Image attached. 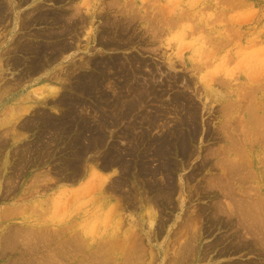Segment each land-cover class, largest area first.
<instances>
[{
  "label": "rangeland",
  "instance_id": "1",
  "mask_svg": "<svg viewBox=\"0 0 264 264\" xmlns=\"http://www.w3.org/2000/svg\"><path fill=\"white\" fill-rule=\"evenodd\" d=\"M15 1L20 5L9 8V13L0 19V264H16L29 258L49 264H59L58 261L61 264H112V261L113 264H126L123 260L130 243L125 244V236L136 234L138 237L137 233L146 253L141 254L142 264H264V233L259 234L261 241L255 234L260 230L253 229L252 233L244 226L238 227L233 212L237 208L236 200L243 196L249 200L253 198V202L264 207V0H60L56 4V0ZM73 3L86 6L83 7L86 21L90 18L89 24L79 30L82 47L63 51L64 55L61 53L58 59L49 55L57 60L45 63L47 66L38 70L41 73L30 72L27 67L36 49L32 50L33 55L31 50L19 51L16 40L30 41L37 48L39 43L50 40L42 31L44 26L46 29L50 25L37 20L25 29L21 19L28 14L36 20L34 18L40 12L51 13ZM18 13L20 20L17 22L15 16ZM138 13L143 23L128 34L123 32V36L118 37V46L98 44L100 33L106 29L103 23L107 18L123 19ZM23 14H26L25 18ZM31 16L25 21L31 20ZM92 28L96 29L95 37L89 34ZM39 32L42 37L38 36L41 34L34 35ZM87 43L95 49L84 50ZM90 56H102L110 62L122 59L120 62L127 67L126 72L132 70L130 61L136 58L141 65L133 60L134 66L140 65L138 73H143H137V78L147 83L151 92L142 96V104L135 105L133 111H128L118 123L110 121L103 129L100 127L105 134L100 147L95 145L89 131L77 132L75 122L66 128L69 129L66 132V129L60 131V126H44L39 118L45 113L54 117L62 114L65 106L56 101L62 91L58 82L65 76L61 69L73 59ZM132 78L131 74L129 80ZM87 104L83 107V116L93 123L91 126L99 127L92 99ZM107 111L110 114L111 108ZM193 111L196 113V132L188 120ZM144 117L156 118V121L146 132V138L140 141L141 131H146L148 126ZM175 126L186 135L192 155L184 157L172 147L169 158L179 168L174 169L172 175L176 189L170 195L171 200L160 196L163 200L156 202V191L147 186L153 182L140 176V154L147 149L145 152L154 157L152 143ZM127 131L132 135L126 137ZM132 136L141 138L133 139ZM113 145L121 149L135 147L131 156H125V160H129L128 171L121 162L108 161L106 152ZM156 159L150 160L152 168H159L155 184L162 180L164 185L166 172ZM232 164H236L235 168L242 167L238 169L239 176L230 175ZM75 167L80 171L76 173ZM112 179L127 182L122 194L120 190L116 194L111 190ZM180 179L184 182L183 194L180 193ZM227 179L231 186L235 184L231 188L236 190L238 198L225 193L228 190L223 188L222 182H228ZM7 180L8 184H5ZM125 191L132 193L131 200L123 199L126 198ZM58 199L60 207L55 206ZM216 201H220L219 204ZM129 220L134 221L133 227L136 226L132 230ZM20 228L24 236H18L16 245L5 247V238ZM41 228L62 232L64 239L77 236L81 238L80 242L84 240L83 249L69 253L55 249L56 245L48 249L41 244L26 254L32 247L30 244L36 242L37 231ZM26 230H35L34 240L29 239L32 236ZM190 234L194 240L193 252H196L185 257L181 247L192 239ZM49 235L53 240L54 233ZM238 236L244 237H240L241 240ZM237 237L241 241L235 240ZM4 252L6 256L2 254ZM93 257L99 258L100 262L96 263Z\"/></svg>",
  "mask_w": 264,
  "mask_h": 264
},
{
  "label": "bare ground",
  "instance_id": "2",
  "mask_svg": "<svg viewBox=\"0 0 264 264\" xmlns=\"http://www.w3.org/2000/svg\"><path fill=\"white\" fill-rule=\"evenodd\" d=\"M5 1H8L7 4L4 5V2ZM0 0V19L4 17V14L6 12H8L9 8H16V6H19L20 3H15L16 1L15 0ZM26 0H19V2H25ZM28 1V0H27ZM51 2H54L55 0H50ZM60 0H56L54 3L56 4V2ZM64 1V0H63ZM18 2V1H17ZM62 2V1H61ZM70 2V1H69ZM27 3V2H26ZM14 4V5H13ZM69 4V3H68ZM87 5V4H85ZM62 6V5H61ZM107 6V5H106ZM105 6V7H106ZM116 6V5H115ZM65 7V6H63ZM84 8L86 6H83ZM82 6L78 5V4H71V5H67L65 8H63L62 10H57V11H53L51 13H46V10H45V14L44 12H40L36 15L37 18H34L36 20H33L31 15H28L27 14V17L24 16L26 14H23L24 18H22V14L21 15V25H23V28H30L31 25L37 23V22H41V23H46L50 26H48V28L45 29V26H44V29L42 31H44L43 33H45L44 35L48 38L46 39H50L49 41H46L44 44L42 43H39L40 45L37 47V48H34L33 47V44L29 41V42H26L27 40H16L17 44H16V49L19 50V51H22L24 49L25 50H31L29 51L30 53H32V50L36 49L35 51H33L35 53V56L32 57V60L31 62H29L30 64L28 65V69L30 70V72H35L38 71L39 69L41 68H45V65L47 66V62H55L59 57V55L62 53L63 54V51H71V48H76L77 50L80 49L81 46V39H80V36H79V30H83V28H85L88 24H89V20L86 21V14ZM110 7V6H109ZM38 10V8H36ZM87 9V8H86ZM88 10V9H87ZM48 11V10H47ZM9 13V12H8ZM27 13H30L27 12ZM135 14V13H134ZM7 15V14H6ZM9 16V14H8ZM8 16H7V19H8ZM31 16V20H27L25 21L26 19H28V17ZM106 16V15H105ZM114 16V15H113ZM142 16H139V13L138 15H128L126 17H123V19H117L116 16L115 18H107V20H105V22L103 23V27H106L105 30L102 31V33H100L99 35V39L100 40H97L98 41V44H104V46H118L119 45V42H118V37L121 36L124 32L127 33L128 31L130 30H136L138 28H136L135 26L136 25H140L141 23H143V19H141ZM7 19H2L3 20H7ZM11 19V18H10ZM9 19V20H10ZM20 20V17H19V13L15 16V21L17 20ZM30 19V18H29ZM38 20V21H37ZM11 21V20H10ZM32 21H35V23H33ZM37 21V22H36ZM18 22V21H17ZM17 22L15 23V25H17ZM88 22V23H87ZM103 22V21H102ZM1 23V22H0ZM3 23V22H2ZM105 24V26H104ZM152 24H154L152 22ZM157 26H159V24L155 23ZM154 24V25H155ZM20 25V27H21ZM155 25V26H156ZM102 26V25H101ZM151 26V25H150ZM152 27V26H151ZM22 28V29H23ZM136 28V29H135ZM158 28V27H156ZM154 28V29H156ZM157 30V29H156ZM57 31V32H56ZM158 31V30H157ZM28 32V31H27ZM26 32V33H27ZM131 32V31H130ZM137 32V31H136ZM152 32V30H151ZM154 32V31H153ZM129 33V32H128ZM127 33V34H128ZM135 33V31H134ZM159 33V32H158ZM28 34V33H27ZM38 34H41L40 32L37 33V34H34V35H38ZM89 34L91 35V37H95L96 35V29L95 28H92L91 31L89 32ZM99 34V33H98ZM97 34V35H98ZM15 35V34H14ZM22 35V34H21ZM30 35V34H28ZM43 34L41 35H38V36H41L42 37ZM16 36H20V35H17ZM123 36V35H122ZM132 36H134L132 34ZM152 36V35H151ZM153 36L155 37V35L153 34ZM157 36V35H156ZM18 37H16L17 39H19ZM23 37V36H21ZM20 37V38H21ZM44 37V36H43ZM15 38V39H16ZM121 38V37H120ZM151 38V37H150ZM153 38V37H152ZM156 38V37H155ZM1 39V38H0ZM14 39V40H15ZM78 41H77V40ZM123 39V38H122ZM125 39V37H124ZM132 40V39H131ZM137 40V39H136ZM156 41V39H154ZM134 41V40H133ZM153 41V40H152ZM15 42V43H16ZM40 42V41H39ZM124 42V41H123ZM35 43V42H34ZM121 43V42H120ZM14 44V43H13ZM12 44V45H13ZM84 50H90V49H95V47H90L89 43L85 44L84 46ZM113 48V47H112ZM15 49V50H16ZM154 49V48H152ZM155 50V49H154ZM69 51V52H70ZM5 52V51H4ZM61 54V55H62ZM33 55V53H32ZM54 55V56H57V59L56 60H53L52 57H49ZM60 55V56H61ZM64 55V54H63ZM136 57V56H135ZM63 58V56H62ZM17 59V58H16ZM115 59V58H114ZM133 60H135L136 62H139L136 58H132ZM133 60L130 61V64H131V68L132 70H130V72H126V68L120 61H122V59L118 60V59H115L114 61L110 62L108 59H105L104 57H91L88 58V59H85L83 58L82 60H76V59H73L72 62L69 64V65H66L62 70V74L65 75L63 78L61 77V79L59 80V84L61 86V92H60V95L58 96V98L56 99L57 103L61 104V105H64L63 107L65 108L64 111L61 110L62 114L59 115V116H53L52 114H47L46 113L44 115H42L43 117H39L40 118V121L42 122V124L45 126V124L47 126H50V127H53V126H60L59 129L60 131L63 129L65 130L67 127H69L73 122H75L74 124H76L77 126V129L76 131L77 132H85V131H89L90 134L92 135L93 137V140H94V143L97 147H100V145L105 141V134L101 132L100 130V127L103 129L105 124L108 123V122H112L113 124L115 123H118V121L121 120V118L125 117L127 112L128 111H131L135 105H139V104H142L141 103V100L143 99L142 96L144 95H148L150 94V90L147 86V83L145 84L143 81L141 82L139 79L140 78H137V73L139 72L140 68H141V63L139 62L140 65H137V66H134L136 62H133ZM19 61V59L17 60ZM24 61V60H23ZM18 63V62H17ZM16 63V64H17ZM22 63V62H21ZM25 63V62H24ZM28 63V62H27ZM47 63V64H45ZM14 64V63H13ZM14 64V65H16ZM21 65V64H20ZM25 68V69H27ZM143 68V67H142ZM27 71V70H25ZM151 71V70H150ZM41 73V71H38ZM141 72V71H140ZM153 72V71H152ZM65 73V74H64ZM142 73V72H141ZM141 73L139 75H141ZM151 73V72H150ZM30 74V73H29ZM132 74L133 78L129 80V77L130 75ZM143 74V73H142ZM113 75H116L115 77H113ZM154 75V74H153ZM55 77V75H53ZM59 74L56 76L58 77ZM145 76V75H144ZM151 78V77H150ZM148 80V78H145L143 77V80ZM177 79V78H176ZM179 79V78H178ZM174 80V79H173ZM156 81V80H155ZM8 85V84H7ZM6 86V85H5ZM152 91V90H151ZM155 92V91H154ZM152 91V93H154ZM155 94V93H154ZM158 96V95H157ZM156 96V97H157ZM89 99H92L93 101V108H94V111L96 112L94 114V117H96L98 120V124H99V127H94L90 125V122L89 123V120L87 117L83 116L84 114L82 113L85 105L87 106V101ZM181 100V99H180ZM179 100V101H180ZM55 101V103H56ZM178 101V100H177ZM54 102V101H53ZM143 102V100H142ZM176 103V102H175ZM142 106V105H141ZM185 106H186V103H185ZM187 107V106H186ZM107 108L110 109L111 108V113H107ZM135 110V109H134ZM185 110V108H184ZM133 111V110H132ZM187 114V113H186ZM195 111L193 112H190V117L188 118V120L190 119V122H191V126H194L193 129V132H196V127H195ZM90 115V114H89ZM260 115V114H259ZM41 116V115H40ZM187 116V115H186ZM258 116V115H257ZM38 117V115H37ZM93 117V116H92ZM188 117V116H187ZM259 117V116H258ZM30 118V117H29ZM147 122H148V126L146 127V131H141L140 135L142 137V139H140L139 137H133V139H140L141 140H144V138H146V136L148 135L146 132L147 131H150L149 129H151V127L154 125L155 123V119H151L149 117H144ZM260 118L262 119V117L260 116ZM37 120H39L38 118H36ZM35 119V120H36ZM64 120V121H63ZM79 120V122H78ZM94 120V119H93ZM258 120V119H257ZM96 121V120H95ZM185 121V120H184ZM33 122V121H32ZM94 122V121H93ZM140 122V121H139ZM257 122V121H256ZM254 122L256 125L257 123ZM34 123V122H33ZM97 123V122H96ZM120 123V122H119ZM184 123V122H183ZM260 123V121H259ZM29 124V123H28ZM93 124V123H92ZM262 124V122H261ZM107 125V124H106ZM119 125V124H118ZM260 125V124H259ZM74 126V127H76ZM254 126V125H253ZM32 127V126H31ZM73 127V128H74ZM180 127V126H179ZM108 128V126H107ZM257 128V127H256ZM11 129H13L11 127ZM72 129V128H70ZM8 130V129H7ZM75 130V129H74ZM10 130H8L9 132ZM45 131V130H44ZM48 131V130H47ZM51 131V130H50ZM66 132L69 131V129H66L65 130ZM71 131V130H70ZM255 131V130H254ZM260 131V130H258ZM12 132V131H11ZM130 132V131H129ZM127 131V133H125L126 137L127 136H131L132 132L129 133ZM167 132V131H166ZM226 132V131H225ZM262 132V131H261ZM224 133V131H223ZM230 133V132H229ZM251 133V132H250ZM260 133V132H258ZM81 134V133H80ZM119 134V133H118ZM124 134V133H123ZM191 134L193 135V133L191 132ZM225 134V133H224ZM6 135V133H5ZM12 135V134H11ZM77 139L79 138V134L77 133ZM75 136V137H76ZM191 136V135H190ZM226 136V135H225ZM229 136V135H228ZM258 136V135H257ZM260 136V135H259ZM5 137V136H4ZM22 137V136H21ZM131 138V137H130ZM258 139H260L259 137H257ZM262 138V136H261ZM2 139V138H1ZM7 139V138H6ZM88 139V138H87ZM128 139V138H127ZM132 139V138H131ZM129 139V140H131ZM257 139V140H258ZM147 140V139H145ZM149 140V139H148ZM92 141V140H91ZM132 141V140H131ZM130 141V142H131ZM134 141V140H133ZM138 141V140H137ZM139 141V142H140ZM143 142V141H142ZM141 142V143H142ZM5 143V142H4ZM78 143V142H77ZM91 144V142H89ZM137 143V142H136ZM144 143V142H143ZM150 144L152 142H149ZM234 143V142H233ZM236 143V141H235ZM238 143V142H237ZM251 143V142H250ZM3 144V143H2ZM1 144V145H2ZM129 144V145H128ZM131 143H127V145L130 147ZM135 144V142H134ZM152 145L155 146V151L153 153V156L152 157L153 159L155 157H157L158 159L156 160H159L161 162V167L163 169L164 172H166V182L163 183L161 182L162 180H159V183L161 182L162 185H160L159 183L158 184H155L156 181H155V177H156V174L158 171L157 168H152L151 166V155L147 154V149H145V151H143L142 154H140V157H141V164H140V176L141 177H145L147 178L148 180H150V182H153L152 183H148L147 186L149 187V189L151 191H156V195H158V200H157V196L154 197L156 199V202L158 201H161L159 199H162L160 198L161 197H165L166 196V200H171V194H173L172 192L176 189L175 187V183L173 182L174 178H173V170L176 169L178 170V166H177V163H174L172 164L171 161H170V158H169V153L171 152V149L172 147H175V150H177V152L179 154H182V156H189L191 154V152L189 151V148H188V145H187V140H186V135L183 133V131L181 130V128H178L177 126L175 127H172L171 129H169L168 131V134L167 135H163L162 137H160L158 140H155ZM253 145V144H252ZM250 145V146H252ZM102 146V145H101ZM27 147V146H26ZM90 146H87L86 148H89ZM138 147V145H137ZM136 147V148H137ZM20 148V147H19ZM23 148V147H22ZM108 148V147H107ZM135 149L134 146H132L131 148H126L124 147V149H121L120 147L117 148V146L113 145V148H109V151L108 153L106 152V156H107V159L109 162H121V164H123L124 168L128 171V169H130V165L128 164L129 160L126 161L125 159L127 157H125L126 155H130L133 154V152H131L132 149ZM148 148V147H147ZM138 149V148H137ZM21 151V150H20ZM27 151V150H26ZM133 151V150H132ZM213 151V150H212ZM216 152H219L218 150ZM141 153V152H140ZM17 154V153H16ZM23 155V154H22ZM21 155V156H22ZM27 155V154H26ZM44 155V154H43ZM77 155V154H76ZM139 155V154H138ZM137 155V156H138ZM192 155V154H191ZM190 155V156H191ZM210 155V154H209ZM213 155V154H212ZM215 155V154H214ZM134 156V155H133ZM220 156V155H219ZM215 157V156H214ZM151 158V159H150ZM206 158V156H205ZM236 158V157H235ZM123 159L125 161H123ZM137 161V160H136ZM106 162V160L104 161ZM159 162V163H160ZM228 163V162H226ZM106 164V163H105ZM108 164V162H107ZM120 164V165H121ZM176 164L175 168H174V165ZM238 164V163H237ZM137 165V164H136ZM233 165V164H232ZM240 165V164H239ZM236 166V164H235ZM235 166L233 165L230 169V175L232 176H239L237 173H238V168H235ZM21 167V166H20ZM26 167V166H25ZM157 167V166H156ZM77 167H75L74 169L76 170V173H77V170L76 169ZM123 168V169H124ZM242 168V167H241ZM240 168V169H241ZM80 169V168H79ZM228 169V168H227ZM125 170V171H126ZM80 171V170H78ZM162 171V170H161ZM241 171V170H240ZM162 175L165 174V173H161ZM158 176V175H157ZM186 176V175H185ZM164 177V176H163ZM227 178V177H226ZM237 178V177H236ZM138 179V178H137ZM144 179V178H143ZM159 179V178H158ZM182 179V177H181ZM180 179V184H179V188H180V193L183 194L184 192V189H183V185H184V182H182V180ZM213 179V178H212ZM39 180V179H38ZM104 180V179H103ZM106 180V178H105ZM147 180V181H148ZM157 180V179H156ZM163 179V181H165ZM171 180V181H170ZM187 180V179H186ZM228 180V179H227ZM145 181V180H144ZM238 181V180H237ZM241 181V180H240ZM6 183L5 184H8V180L5 181ZM103 182V181H102ZM158 182V180H157ZM212 182V181H211ZM231 182V181H230ZM229 180L228 182H224L223 180V184H224V187L223 188H226L228 190V192H225L227 193L228 196L231 195L232 198H238L236 197V190L233 191L234 189H232L234 187L231 186L229 184L230 183ZM11 183V182H10ZM127 182L125 181H121V180H115V179H112V181L110 182V185L109 187L111 188V190H113V192L115 191V194L117 193L118 190L121 191V194H122V191H123V188L125 187ZM221 183V184H222ZM12 184V183H11ZM222 184V186H223ZM240 184V183H239ZM160 185V186H159ZM208 185V183L206 184ZM221 186V188H222ZM242 186V185H241ZM232 187V188H231ZM108 188V189H110ZM178 188V189H179ZM222 188V189H223ZM243 188V187H242ZM126 189V188H125ZM205 189V188H204ZM208 189V188H207ZM214 189V187H213ZM217 189V188H216ZM220 189V190H222ZM225 189V190H226ZM141 190V189H140ZM211 190V189H210ZM226 190V191H227ZM232 190V192H231ZM244 190V189H243ZM247 190V189H245ZM130 191V190H128ZM128 191L125 193L123 192L125 195H126V198L124 197L123 199H128V200H131L132 199V193ZM179 191V190H178ZM136 192V191H135ZM243 192V191H241ZM179 193V194H180ZM223 193V192H222ZM224 193V194H225ZM247 193V192H246ZM221 194V193H220ZM244 194V193H243ZM171 195V196H170ZM223 195V194H222ZM219 197V196H218ZM224 197V196H223ZM222 198V197H220ZM227 198V197H226ZM230 198V197H229ZM63 199V198H62ZM224 199V198H223ZM228 199V198H227ZM253 198H250L249 200V197L247 196H243V197H240L239 199H237V205H236V209L235 211H233L235 213V219L234 221L237 222L236 224H239L237 225L238 227L240 226H244L246 227L247 229L245 230H249V231H252L253 229H258L260 230L261 232L260 233H255L258 235V237L260 236L259 234L261 233H264V219H263V216H264V207L263 206H260L259 203L257 202H253V200H251ZM134 200V199H133ZM163 200V199H162ZM235 200V199H234ZM233 201V200H232ZM58 202V205H55L56 207L59 206L60 207V200L58 199L57 200ZM218 202V201H216ZM220 202V201H219ZM218 202V204H219ZM223 202V201H222ZM225 203V202H224ZM230 203V202H229ZM217 204V203H216ZM215 204V205H216ZM217 204V205H218ZM232 204V203H231ZM235 204V202H234ZM23 206V205H22ZM224 206V205H223ZM18 208V206L16 207ZM120 208V207H119ZM227 210V209H226ZM234 210V209H233ZM224 212L223 209L220 210V212ZM222 212V214H223ZM226 212V211H225ZM232 212V213H233ZM229 213V212H228ZM227 212L226 214L229 215ZM233 213V215H234ZM221 214V213H220ZM221 214V215H222ZM231 214V213H230ZM121 215V214H120ZM225 215V214H224ZM232 216V214H231ZM228 217V216H227ZM237 217V218H236ZM262 217V218H261ZM124 218V217H123ZM122 218V219H123ZM221 218V217H220ZM229 218V217H228ZM224 219V218H223ZM125 220V219H123ZM128 221V220H127ZM131 221V220H129ZM192 221V220H191ZM225 221V220H224ZM233 222V223H235ZM246 222H248L247 225H244ZM120 223V222H119ZM134 223V221H131V223L129 222V227L131 228H135L132 226V224ZM187 223V222H186ZM191 223V222H190ZM225 223V222H224ZM235 224V225H236ZM243 224V225H242ZM19 227V226H18ZM66 227V226H65ZM189 226H187L188 228ZM129 228V229H130ZM159 228V227H158ZM234 227H232L233 229ZM241 228V227H240ZM243 228V227H242ZM249 228V229H248ZM13 229H15L13 227ZM17 229V228H16ZM21 229V228H20ZM18 229L17 231L13 232L12 235H8L4 241V246L5 247H9V246H14L16 245V240L19 238L18 236H22L21 233L23 232L22 230L24 229ZM25 229H28V228H25ZM32 229V228H31ZM44 229V228H43ZM41 228V230L37 231V234L39 236H37L36 232H34L35 230H31V231H28L26 230L27 234L32 236L31 238L29 239H33L37 236L36 238V242H33L34 243H31L30 245H32V247L30 248L29 246V250L26 251V254L27 252L29 253L30 251H34L35 249L38 248V246H46L48 249L52 248L53 245H56V248L54 246L55 249L59 250V251H67L69 253H71L73 250H76V249H83V245H82V242H80V239L81 238H78L77 236L76 237H71V239H64L62 238V235H64L62 232V234L59 232V231H55L53 228H50V229H46V230H43ZM64 229V228H63ZM244 229V228H243ZM251 229V230H250ZM130 230V231H131ZM136 231V229H133V231ZM22 231V232H21ZM66 231V229H65ZM158 231V229H157ZM160 231H161V227H160ZM188 231V230H187ZM193 231V230H192ZM248 231V232H249ZM140 232V231H139ZM189 232V231H188ZM245 232V231H244ZM247 232V233H248ZM10 233V232H8ZM51 233H54V236H53V240L50 239V235ZM84 233V232H83ZM131 233V232H130ZM137 233V232H135ZM252 233H254L252 231ZM24 234V233H23ZM77 234V233H76ZM85 234V233H84ZM132 234V233H131ZM138 234V237H139V233ZM249 234V233H248ZM251 234V232H250ZM6 235V234H5ZM27 235V237H28ZM141 235V234H140ZM191 235V234H190ZM194 235V234H193ZM198 235V234H197ZM195 235V237L197 236ZM237 235H239V233H237ZM263 235V234H262ZM24 236V235H23ZM22 236V237H23ZM29 236V237H30ZM137 235L135 234V236L131 235L130 237L128 235L125 236V244L128 242L130 243L129 244V247H128V252L126 251L127 253V256H126V259H124L123 261H126L125 263L126 264H142V262L144 261L143 259H141L140 261V258L141 256L143 257V255H145L146 253H144V246L142 244L141 241H139L141 239L136 237ZM142 236V235H141ZM189 236V234L187 235ZM192 236V235H191ZM256 236V235H255ZM60 237V239L58 240V238ZM64 237V236H63ZM239 237V236H238ZM237 237V238H238ZM240 237H244V236H240ZM239 237V238H240ZM250 238V236H248ZM247 237V238H248ZM253 237V236H252ZM261 237V236H260ZM261 241H262V238H260ZM21 238V237H20ZM62 238V239H61ZM189 238V237H188ZM238 239H235V240H239ZM264 238V237H263ZM1 239V238H0ZM50 239V240H49ZM241 239V238H240ZM243 239V238H242ZM241 239V240H242ZM252 239V238H251ZM2 240V239H1ZM78 240V241H77ZM185 240V239H184ZM239 240V241H241ZM245 240V239H244ZM243 240L244 244H245V241ZM254 240V239H253ZM20 241V240H19ZM29 241V240H28ZM108 241V240H107ZM193 236H192V239H188V241L186 242V244L182 245L181 248H183L181 251V253H183V256L187 257V255H192L193 253V250L194 247H193ZM257 241V239H256ZM254 241V242H256ZM259 241V242H261ZM23 242V241H22ZM31 242V241H29ZM242 242V243H243ZM264 242V241H263ZM20 243V242H19ZM85 243V242H84ZM104 243V242H103ZM106 243V241H105ZM110 243V241H109ZM238 243H241V242H238ZM258 243V241H257ZM1 244V243H0ZM42 244V245H41ZM107 244V243H106ZM105 244V245H106ZM233 244V243H232ZM261 244V243H260ZM26 245V244H25ZM79 245V246H78ZM257 245V244H256ZM104 246V245H103ZM128 246V245H127ZM241 246V245H240ZM245 246V245H244ZM258 246V245H257ZM242 247V246H241ZM12 248V247H11ZM19 248V247H18ZM264 248V247H263ZM262 248V249H263ZM3 249V247H2ZM17 248H15L16 250ZM27 249V248H25ZM24 249V251H25ZM85 249V248H84ZM178 249V248H177ZM5 250V249H4ZM7 250V249H6ZM10 250V248H9ZM12 250V249H11ZM14 250V251H15ZM21 250V249H20ZM98 250V249H97ZM103 250V249H102ZM1 251V250H0ZM8 251V250H7ZM23 251V250H22ZM53 251V250H52ZM96 251V250H95ZM74 252V251H73ZM90 252V251H89ZM193 252V253H192ZM255 252V251H254ZM263 252V251H262ZM6 252L2 253L5 255ZM15 253V252H14ZM33 253V252H31ZM77 253V252H75ZM143 253V255H141ZM176 253V252H175ZM180 253V252H179ZM177 253V255L179 254ZM180 253V254H181ZM192 253V254H191ZM42 254V253H41ZM66 254V253H65ZM74 254V253H73ZM90 254V253H89ZM92 254V253H91ZM22 255V254H21ZM20 255V256H21ZM29 255V254H28ZM34 255L36 256L37 253ZM40 255V254H39ZM58 255V254H57ZM70 255V254H69ZM76 255V254H75ZM106 255V254H104ZM150 255V254H149ZM149 255H146V256H149ZM176 255V254H175ZM6 256V255H5ZM42 256V255H40ZM195 256V254H194ZM38 257V256H37ZM44 257V255H43ZM91 257V256H90ZM99 257V256H98ZM101 257V256H100ZM99 257V258H100ZM145 257V256H144ZM180 257V256H179ZM184 257V258H185ZM48 259H51L47 256ZM94 258V257H93ZM99 258H94L95 259V262L99 261ZM178 258V257H177ZM191 258V257H190ZM17 259V258H16ZM36 259V257L34 258ZM47 259V260H48ZM64 259V258H63ZM86 259V258H85ZM90 259V258H88ZM149 259H151V257H149ZM183 259V257H182ZM186 259V258H185ZM19 260V259H18ZM62 260V259H60ZM119 260V259H118ZM181 260V259H180ZM193 260V259H192ZM58 261V260H57ZM109 261V259H108ZM107 261V262H108ZM184 261V260H183ZM16 262V261H15ZM49 264L50 262H47V261H43V262H40V263H37L36 261H33L32 258H29V259H21L20 262L16 263V264ZM59 264L60 261H58ZM62 262V261H61ZM85 262H88V261H85ZM93 262V261H92ZM96 262V263H97ZM98 262V263H99ZM105 262V261H104ZM117 262V261H116ZM121 262V261H120ZM118 262V263H120ZM141 262V263H140ZM182 262V261H181ZM11 263V262H10ZM53 263V262H52ZM115 263V262H114ZM124 263V262H123ZM122 263V264H123ZM153 263V262H152ZM180 263V262H179ZM9 264V263H8ZM55 264V263H54ZM100 264V263H99ZM102 264V263H101ZM104 264V263H103ZM112 264H113V261H112ZM121 264V263H120ZM182 264V263H180ZM186 264V263H185ZM240 264V263H239ZM242 264V263H241ZM247 264V263H246ZM257 264V263H256Z\"/></svg>",
  "mask_w": 264,
  "mask_h": 264
}]
</instances>
